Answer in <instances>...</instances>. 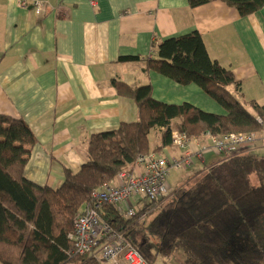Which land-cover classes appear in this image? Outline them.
<instances>
[{
  "label": "trees",
  "instance_id": "16d2710c",
  "mask_svg": "<svg viewBox=\"0 0 264 264\" xmlns=\"http://www.w3.org/2000/svg\"><path fill=\"white\" fill-rule=\"evenodd\" d=\"M210 1L214 0H187L189 7ZM218 1L241 16L264 6V0ZM137 59L119 57V61ZM144 60L146 70L181 85H197L224 113L205 111L188 102L159 101L150 83L132 87L113 80L118 93L133 99L137 120L91 133L86 160L76 171L65 169L64 181L57 188L24 177L35 136L22 119L0 114L1 264H101L87 254L67 253L74 218L95 189L120 171L131 170L138 154L170 145L173 130L188 138L204 132L262 131L258 119L264 123V103L251 100L249 110L234 95L229 86L239 91L240 83L208 55L197 31L154 41ZM153 129L160 132L152 150L149 134ZM251 177H256L255 185ZM151 213L145 223L137 221L139 213L132 219L121 218L112 205L100 211L102 219L123 231L149 264L157 252L171 254L179 249L185 264H264V156L243 152L223 158L174 189Z\"/></svg>",
  "mask_w": 264,
  "mask_h": 264
},
{
  "label": "crops",
  "instance_id": "0c3cea01",
  "mask_svg": "<svg viewBox=\"0 0 264 264\" xmlns=\"http://www.w3.org/2000/svg\"><path fill=\"white\" fill-rule=\"evenodd\" d=\"M38 1L45 6L25 8L20 0H0V114L31 128L36 142L29 148L24 177L37 185L57 188L65 169L76 171L86 160L91 133L137 120L133 99L118 93L113 80L132 87L150 83L159 101L224 113L197 85L146 70L144 59L154 41L197 31L208 55L240 83L239 91L229 86L234 95L249 110L251 100L264 103V6L241 16L218 0L197 7H189L187 0ZM129 55L139 59L119 61ZM159 132L149 134L152 150ZM260 136L241 152L264 156ZM189 141L191 153L209 145L202 135ZM153 151L180 154L172 144ZM225 157L210 150L187 168L171 170L169 195ZM132 201L140 210L148 207L137 220L144 222L155 205Z\"/></svg>",
  "mask_w": 264,
  "mask_h": 264
},
{
  "label": "built area",
  "instance_id": "2783aa9c",
  "mask_svg": "<svg viewBox=\"0 0 264 264\" xmlns=\"http://www.w3.org/2000/svg\"><path fill=\"white\" fill-rule=\"evenodd\" d=\"M20 5L35 9L45 6L38 0H20ZM258 121L263 125L261 132H231L223 135L204 132L201 135L209 140V145L194 153L188 151L190 141L186 134L173 130L171 144L180 150V154L169 157L155 151L138 154L131 170L120 171L105 181L92 192L91 198L76 214L67 236L71 243L68 255L87 254L101 264H149L138 249L125 239L123 231L102 219L100 211L103 206H115L123 219H132L138 213L137 220L144 217L148 207L140 210L133 203V198L147 199L158 205L168 190L171 170L187 168L194 158H202L210 150L225 153L226 157L242 153L243 147L254 145L258 133H261L260 140L264 143V123L260 119Z\"/></svg>",
  "mask_w": 264,
  "mask_h": 264
},
{
  "label": "rangeland",
  "instance_id": "374dc122",
  "mask_svg": "<svg viewBox=\"0 0 264 264\" xmlns=\"http://www.w3.org/2000/svg\"><path fill=\"white\" fill-rule=\"evenodd\" d=\"M256 181H257L256 177H251L252 184L255 185ZM166 193H168V191ZM167 195H169V193ZM165 199L163 198L162 201H164ZM144 202L148 203L149 200L145 199ZM152 216L153 213L149 214L148 217L144 220V222L146 223ZM152 264H185L184 254L181 249L176 250L171 254L159 251L157 252L156 258Z\"/></svg>",
  "mask_w": 264,
  "mask_h": 264
}]
</instances>
